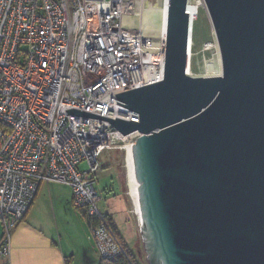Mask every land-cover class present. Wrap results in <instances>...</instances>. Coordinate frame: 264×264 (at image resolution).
Returning <instances> with one entry per match:
<instances>
[{"label": "water", "instance_id": "1", "mask_svg": "<svg viewBox=\"0 0 264 264\" xmlns=\"http://www.w3.org/2000/svg\"><path fill=\"white\" fill-rule=\"evenodd\" d=\"M220 76L186 75L188 0H168L161 81L116 94L147 264H264V0H202ZM59 123L55 134L66 123Z\"/></svg>", "mask_w": 264, "mask_h": 264}, {"label": "built area", "instance_id": "2", "mask_svg": "<svg viewBox=\"0 0 264 264\" xmlns=\"http://www.w3.org/2000/svg\"><path fill=\"white\" fill-rule=\"evenodd\" d=\"M137 1L153 2L0 0V257L9 256L11 233L41 184L71 191L98 260L124 254L98 209L94 176L104 151L133 146L140 134L121 136L106 121L65 111L138 121L115 95L161 81L164 57L146 50L152 39L121 25Z\"/></svg>", "mask_w": 264, "mask_h": 264}, {"label": "crops", "instance_id": "3", "mask_svg": "<svg viewBox=\"0 0 264 264\" xmlns=\"http://www.w3.org/2000/svg\"><path fill=\"white\" fill-rule=\"evenodd\" d=\"M55 185L39 186L26 215L11 233L9 256L0 257V264H67L65 260L75 264L78 256L81 264H96L98 259L91 245L68 239L71 221L80 219L72 213L71 191L68 188L58 191ZM120 195L116 193L111 198L112 202H120L122 211ZM79 226L87 239L85 226L81 223ZM116 231L120 235L117 227Z\"/></svg>", "mask_w": 264, "mask_h": 264}, {"label": "rangeland", "instance_id": "4", "mask_svg": "<svg viewBox=\"0 0 264 264\" xmlns=\"http://www.w3.org/2000/svg\"><path fill=\"white\" fill-rule=\"evenodd\" d=\"M156 1L157 0L147 2L148 9H150L151 6H158L160 0L157 1L158 4H156ZM195 20L196 21H194L193 24L189 56L192 57L193 60L194 73L201 75L203 73L201 66H203L204 61H209L216 50L218 52V48L215 37L207 21L206 14L203 10L199 11ZM136 23L137 21L133 17H125L123 19V26L128 28L136 27ZM99 164V170L94 176V189L102 198L101 202L98 203V209L100 212L112 217L111 220H113V224L116 225L120 231L122 239L125 240L130 251L134 254L137 264H147L139 223L134 215V209L128 194V182L126 180L123 150L114 149L104 151L99 158ZM54 187H57V190L61 192L67 189V187L58 184ZM116 193L121 194L120 201L122 203V211H120V202H112L111 197ZM72 213L74 215L76 214L80 220L79 222L75 219L71 221V229L67 231L68 239L70 237L73 243L78 240V242H81L84 245H91V243L87 241L86 235L83 236L84 234L81 232L79 226L80 223L85 226V223L74 209L72 210ZM1 236L2 230L0 225V238ZM75 264H81L79 256L78 259L76 258Z\"/></svg>", "mask_w": 264, "mask_h": 264}, {"label": "bare ground", "instance_id": "5", "mask_svg": "<svg viewBox=\"0 0 264 264\" xmlns=\"http://www.w3.org/2000/svg\"><path fill=\"white\" fill-rule=\"evenodd\" d=\"M158 1V0H157ZM156 1V4L158 2ZM203 10L205 12L204 4L202 0H188L187 3V12L190 20V34L188 41V50L186 57V75L193 78H204V77H216L220 76V61H219V53L216 52L213 54L212 58L209 61H204L201 69L203 73L201 75H197L193 71V60L190 54V45H191V37L194 21H196V17L199 14V11ZM166 6L162 4L160 1L159 5L150 9L148 7H144L141 2L137 1L136 9L133 14L125 15L121 19V25L123 26V19L125 17H133L136 19V27L128 28L132 30H136L142 36V38L154 39L151 41V44H148L146 50H150L151 53L155 54L157 51L162 52L164 45V37H165V29H166ZM144 14V15H143ZM207 18V17H206ZM209 26L211 28V24L207 19ZM212 31V28H211ZM213 33V32H212ZM155 36V37H154ZM156 39V40H155ZM132 146L130 144H126L123 147L124 152V165L126 170V180L128 182V194L131 199V203L134 209V215L138 223H140V212L137 200V183L134 178L133 172V164H132Z\"/></svg>", "mask_w": 264, "mask_h": 264}, {"label": "trees", "instance_id": "6", "mask_svg": "<svg viewBox=\"0 0 264 264\" xmlns=\"http://www.w3.org/2000/svg\"><path fill=\"white\" fill-rule=\"evenodd\" d=\"M110 225L114 228L116 231V227L113 224L112 220L110 219ZM118 237L121 239L122 244H123V249H124V254L118 256L117 258L111 259V260H98L96 264H137L136 259L134 257V254L130 251L128 246L125 244V242L122 240L120 235L117 233ZM66 263L68 264V261L65 260Z\"/></svg>", "mask_w": 264, "mask_h": 264}, {"label": "clouds", "instance_id": "7", "mask_svg": "<svg viewBox=\"0 0 264 264\" xmlns=\"http://www.w3.org/2000/svg\"><path fill=\"white\" fill-rule=\"evenodd\" d=\"M138 122V121H137Z\"/></svg>", "mask_w": 264, "mask_h": 264}]
</instances>
